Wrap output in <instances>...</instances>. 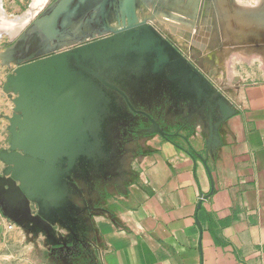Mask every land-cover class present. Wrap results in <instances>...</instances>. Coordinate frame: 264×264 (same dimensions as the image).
I'll use <instances>...</instances> for the list:
<instances>
[{"label": "crops", "instance_id": "0c3cea01", "mask_svg": "<svg viewBox=\"0 0 264 264\" xmlns=\"http://www.w3.org/2000/svg\"><path fill=\"white\" fill-rule=\"evenodd\" d=\"M192 29L182 40L201 57L215 55L213 65L223 69L226 63L211 49L214 37ZM226 69V77L212 80L230 117L212 112L200 97L168 98L163 121L172 122L173 140L151 130L127 143L124 171L109 183L108 208L91 221L99 264H264V81L245 83ZM3 72L0 154L9 148L14 106ZM5 168L0 156V264H38L35 239L62 226L45 218L37 224L36 202L24 206L7 196Z\"/></svg>", "mask_w": 264, "mask_h": 264}, {"label": "water", "instance_id": "95a60500", "mask_svg": "<svg viewBox=\"0 0 264 264\" xmlns=\"http://www.w3.org/2000/svg\"><path fill=\"white\" fill-rule=\"evenodd\" d=\"M204 3L209 7L211 0ZM150 5L152 17L170 18L162 14L160 0H53L10 36L17 40L0 53L5 64L15 65L4 83L9 96L15 94L9 148L0 154L6 165L7 196L24 206L36 202L40 209L69 200L66 178L85 153L89 125L98 124L90 98L94 89L81 72L92 70L83 62L94 65L115 52L136 51L156 54L155 71L164 66L170 58L152 35L149 19L138 18V10ZM176 30L182 34L184 29ZM201 99L223 119L233 114L225 100ZM146 115L152 131L168 138Z\"/></svg>", "mask_w": 264, "mask_h": 264}, {"label": "rangeland", "instance_id": "374dc122", "mask_svg": "<svg viewBox=\"0 0 264 264\" xmlns=\"http://www.w3.org/2000/svg\"><path fill=\"white\" fill-rule=\"evenodd\" d=\"M51 1L53 0H0V17L4 21L8 20L5 22L0 20V53H3L17 40V37L10 40V36L19 33L20 29ZM160 6L166 11L163 12L174 20L166 17L163 19L152 17L151 5L146 9L141 7L138 10V18L139 20L149 19L147 24L151 26L152 35L160 41L170 57L171 62L167 65L168 68L165 69L164 75H154L151 63L147 65L144 63V55L143 59L138 60L135 57L130 58L129 55L128 57L123 51L115 52L97 63V68L109 81L126 91L134 108L153 114L162 124L166 125L163 121L165 115L163 108L165 101L171 98V94L185 102L194 98L196 100L198 96L203 99L211 98L214 101L225 100L224 92L214 84L212 77H226V67L232 69V78L242 76L245 83L264 81V0H211L209 7L205 6L204 0H160ZM173 12L191 16L197 23L191 19L179 18L171 14ZM17 17H20V23L17 22L16 25L7 23ZM174 21H184L185 25L179 24L184 31L186 28L190 29L189 25L193 24L194 32H197L198 28H204L203 35L214 37L211 49L215 48L213 52L218 53L220 63H226L223 66L224 70L213 65V62L217 60L215 55L206 54L201 57L196 52H189L175 35L177 31L175 27L178 25L175 26ZM3 23H6V29H12V32L5 31L4 27L1 28ZM114 25L117 26L115 23ZM206 27L210 30L206 31ZM206 32H210V35ZM140 34L144 32L140 31ZM152 56L153 54H150L149 59ZM229 61L230 64H228ZM83 64L92 65L89 61ZM206 66H209L208 72L205 70ZM14 68V64L7 65L0 58V71L4 70L5 78L13 72ZM81 72L84 79L88 80L91 88L94 89L90 98L95 117L99 118L100 113L106 116L111 112L115 113L117 116L111 119L109 125L113 130L116 128V131L127 135L131 125L135 123L129 118L133 116L134 119L136 115H131L122 99L116 93L101 86L91 72L84 69ZM166 74L170 76H165ZM176 74L179 75L178 78H171ZM135 88H138L139 92H134ZM178 89H180L179 92ZM224 91L231 93L232 89L227 88ZM10 94L12 99L15 94L13 92ZM173 111L174 109L170 108L169 115ZM124 117L127 119L122 120ZM95 123L97 124V121L89 125L90 133L83 155L88 157V154L89 160L97 159L104 142L98 134V126ZM172 126L170 122L169 127ZM122 134L120 137H123ZM104 136L108 138L109 133ZM104 136L105 141L109 143ZM116 150L117 146L114 153ZM106 153H108V148ZM92 182V174L86 180L76 175L70 177L68 181L69 200L64 203L73 209L69 216V224L67 223L69 225L67 227H73L69 230L66 226L63 228L57 226L58 231L50 232V237L44 236L46 238L43 237V239L41 237L43 234L37 236L34 249H36L38 264H99L100 244L91 221L98 211H105L108 208L106 200L109 199L111 193L106 194L104 191L106 194L104 195L103 188L101 190L97 187L93 188ZM110 186L112 188V185ZM63 204L54 208H60ZM78 211L79 215H77ZM60 241L64 243L63 248Z\"/></svg>", "mask_w": 264, "mask_h": 264}, {"label": "flooded vegetation", "instance_id": "af4514ba", "mask_svg": "<svg viewBox=\"0 0 264 264\" xmlns=\"http://www.w3.org/2000/svg\"><path fill=\"white\" fill-rule=\"evenodd\" d=\"M174 23H175V25L176 24L177 25L185 24V23H182L180 21L179 22L174 21ZM192 32H194V29ZM175 33H176L175 35H176L177 39H179V40L181 39L180 41H182V44L185 46L186 49H188L189 52H196L194 45L188 44L182 40V38L189 39L191 37L192 34L190 33V31L183 32V35L180 33L178 34L177 31ZM177 34L180 36V38L178 37ZM99 38L100 37H97L94 40H97ZM163 53L168 55L166 49H164V46H163ZM125 54L127 56L129 55L130 58L135 57L138 60L143 59V54H141L140 52L131 51V52H128ZM144 56H145V60H144L145 62L144 63H146V65L148 63L149 64L151 63V65H152L151 69L153 70L154 75L158 74V76L164 75L165 69L168 68L167 65H169V63L171 62V60L169 59V61L164 66H162L157 71H155L154 70L155 69L154 63L156 62V54H153V56L150 59L148 57L149 55L145 54ZM83 65L87 68H90V70H92L93 73L92 72L91 73L95 76L96 80L98 81V83L101 86H103L104 88H106L110 92L112 91V92L116 93L118 95V97H120L122 99L124 106H126L129 109V112L131 113V115H133V114L136 115V117H134V119H133V116H132V118H129L130 121L132 120V122H135V123L131 125V128L126 133L127 135H123L121 133V131H116V128H114V130H113L112 126L109 125L111 119L112 118L115 119V117L117 116V115H115V113L111 112V113L107 114V116L103 115L104 113L103 114L100 113L99 118H98L97 129H98L99 136H101V139L104 140L103 145H102V150L104 149V151L101 150L98 153V157L96 160H94V158L89 160L90 156L88 154H87L88 157H85L83 155L80 156L77 159L76 163L74 164L72 171L70 172V175L66 178V180L69 181L70 177L76 175L77 177H82L84 180H86L90 176V174H92L93 182H92L91 186L93 188L97 187L99 190H101V188H103L102 193L104 195H106L107 192L109 191V188H108L109 183L112 182V180L114 178L121 175V173H123V171H124L122 168V162L124 161V158L126 155V145L129 142V140L144 136L145 134L148 133V131L153 130L154 127L151 123L150 118L146 115V113H148V112L141 110V109L134 108L128 94H126V91H124L123 89L118 87L115 83L109 81L102 74L101 70L99 68H97V64H94V65L83 64ZM71 66L74 68H78V66L75 63H71ZM88 72H90V71H88ZM165 76H170V75L166 74ZM178 76L179 75L176 74V75L172 76L171 78H176V77L178 78ZM179 91H180V89H178V92ZM134 92H139L138 88H135ZM176 97L179 98L178 96L171 94V99H174ZM140 99H141V97H140ZM150 116L159 124L160 128H162L168 134V138L169 139L171 138V140H172L175 135L172 132L173 128L169 127L170 123H169V126L167 124L164 125L153 114H150ZM123 119L126 120L127 117L122 118V120ZM109 129L110 130L112 129V130L109 131ZM88 133H90V131H88ZM106 133L107 134L109 133L108 138L106 136H104ZM121 134L124 137V140H122L123 137H120ZM112 135L114 136L113 138H112ZM103 136L109 140V143L105 141ZM112 142H113V144H111ZM120 143L122 145H120ZM119 145H120V147H119ZM116 146H117V150L114 153ZM107 148H108V153H106ZM104 191L106 192V194ZM21 209L23 212L26 210L25 207H21ZM72 210L73 209H71L67 203H64L63 206L60 208H57V209L51 208L48 211L37 209L36 215L33 217V220H36L38 222L37 224H39L40 220L42 222H45V220H44V218H45L48 221L52 222L53 224L59 223L62 227L66 226L67 229L69 228V230H71L73 226H70V227H67V226H69L68 225L69 220H70L69 216H70V214H72ZM77 215H79V211L77 212ZM64 217H66V219Z\"/></svg>", "mask_w": 264, "mask_h": 264}, {"label": "bare ground", "instance_id": "6f19581e", "mask_svg": "<svg viewBox=\"0 0 264 264\" xmlns=\"http://www.w3.org/2000/svg\"><path fill=\"white\" fill-rule=\"evenodd\" d=\"M164 12H165V11H164ZM164 12L162 11V14H164V15H168V14H166V13H164ZM171 14L176 15V16H178L179 18H182L180 15H183L186 19H191V20L195 21V23L197 22V21H196L194 18H192L191 16H188V15H185V14H182V13L173 12V13H171ZM30 16H32V15L30 14ZM168 16H170V15H168ZM169 19L174 20L171 16H170ZM0 20L3 21V22L8 21V20H5V21H4V19H2V17H0ZM19 20H20V19L17 17V18H15V19H13L14 22L10 20L11 22H7V23H10V24H11V23H14V24L16 25L17 22L19 23ZM178 22H179V21H178ZM182 23H185V22L183 21ZM185 24H186V23H185ZM185 24H184V25H185ZM1 25H2V24H1ZM10 26H11V25H10ZM189 26H190V28H191V27H193L194 25H193V24H190ZM3 27L5 28V29H4L5 31L9 30V31L12 32V29H11V30H10V29H6V23H5V24L3 23V26H2L1 28H3ZM7 27H8V26H7ZM13 27H14V26H13ZM180 28H181V27H180ZM1 31H2V30H1ZM185 31L188 32V30H185ZM185 31L183 30V32H185ZM182 34H183V33H182Z\"/></svg>", "mask_w": 264, "mask_h": 264}, {"label": "trees", "instance_id": "16d2710c", "mask_svg": "<svg viewBox=\"0 0 264 264\" xmlns=\"http://www.w3.org/2000/svg\"><path fill=\"white\" fill-rule=\"evenodd\" d=\"M170 140H171V138H170ZM173 140V139H172ZM190 149V148H189Z\"/></svg>", "mask_w": 264, "mask_h": 264}]
</instances>
